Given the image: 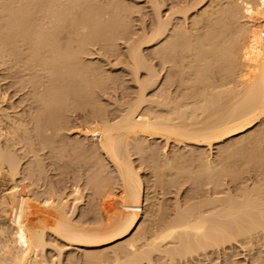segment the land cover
<instances>
[{
	"label": "bare ground",
	"instance_id": "obj_1",
	"mask_svg": "<svg viewBox=\"0 0 264 264\" xmlns=\"http://www.w3.org/2000/svg\"><path fill=\"white\" fill-rule=\"evenodd\" d=\"M110 1L111 0L108 1L109 3L106 1V4L105 3H104L105 5L103 4L105 7H102L103 5L99 6L100 3L102 4V2L99 3V1L97 0H92L93 4L94 2L99 3V4L96 3V7H97L96 8L94 7L95 5L91 3V0H87L86 2H84L83 0H0V61L2 63H5L6 60L8 61L7 63H9L10 61L12 62V64L11 63L9 64L13 66V67L10 66V69H14V68L18 69L17 71L21 77L19 76L18 73H17L18 75L17 74L16 75L17 77L25 81L26 85L24 87V85L19 84L18 80L16 81V83L19 84L20 88H22L21 86H23L24 89H26V86L30 87L29 88L30 90L28 88L27 89L32 94L31 98L33 100V103L36 104L35 105L36 107L34 109L32 108V111L30 112L27 111L28 114H25L27 115L25 117L24 112L26 111L20 112V114L22 113L20 115V114H17L18 112L17 113L16 111L14 112L16 108L14 109L13 106L11 108H9L10 106L2 107L1 105L3 103L5 104L4 100L7 97L5 96L6 95L5 92L0 93V264H40L41 261L44 260V259L42 260L40 259V258H43V254L45 257L44 249L49 245L51 246L50 242L48 245L46 241V235L48 234L56 238L57 241L58 239L60 242L63 241L64 244L66 243L67 246L69 245L74 246V247L77 246L79 248H85L87 250L96 249V248L98 249L101 246H105L113 242H116L118 240H121L123 238H126L129 234L132 233L131 231L136 226L138 227L140 223L142 224V221L140 223L138 221L140 217V212L142 211L141 202H143L142 201V195H143L142 189L143 188H142L141 180L143 179H140L137 173L138 171L136 172L135 167H133L132 165L133 160L131 161L130 155L134 154L132 153L133 151L134 152L139 151L141 149L140 148L141 146L143 147V149H146V147L149 148L151 144L148 142L149 146H146L147 144L146 141H152V140L154 141L156 139H162L165 141V143L172 142L176 145L177 144L186 145V146L187 145H196V146L204 145V146L211 148L213 144H221L225 140L231 139L232 137L234 138L235 136H239L240 134L244 133L246 130H250V128H253L255 125L258 124L260 120H263L264 118V8H263L264 5H262L264 3V0H216V2L215 0L214 1L209 0L208 1L209 4L208 3H207L208 5L205 4L206 5L205 8L201 9L202 12L200 11L199 8H201L204 5L203 4L201 6L204 0H199V1L195 0V3H193L194 0L193 2L191 0L190 2L188 1L189 2L187 3L188 5L184 3L186 7H184V5L181 4L184 8L183 7L181 8V5L179 6V9H181L180 12L183 15V17H181L184 20L183 24L182 22L178 23V21L175 23L172 17L170 16L168 17L169 14L170 15L171 13L173 14V12L171 11L169 12L168 15H166L167 17L166 16L165 18L161 17L159 14V10L161 7L158 8V5L160 4V3L158 4L159 0L157 1L154 0V3H153L154 5H152L151 8L153 12L154 10H156L155 11L156 16L154 13L152 15V17L153 18L155 17L156 20L154 19L155 22L153 21L155 25L153 24L154 25V26L152 25L153 28L151 27V30H150L151 34L148 33L150 34L149 36H147L148 34L144 36L146 33L144 34L145 31H142V33L144 34V35L140 34V36H142V41L137 42V44H135L136 41H139V36H138V40H135L133 45L131 43L130 44L131 47L128 46L129 51L126 49L128 52L126 51L127 58L125 59L127 61L125 60L126 61L125 65L129 67L131 66L129 69H132L130 71H132L133 73L132 76L134 75L133 79L135 78L133 82H136L137 85L136 84L135 85L137 86V90H138V91L136 90L137 93L135 94L137 95L136 97H134L135 99L132 98L134 99V102H132L133 101L132 100L131 101L132 103H129V100H126L128 103L126 102L124 104V107L123 105H121L123 108H120L118 116H116L117 113L115 114L116 117L111 118V115H113L111 114L109 118L108 114L105 115L107 112L100 114L99 112L97 113L96 111H93L96 114V116L94 114V117L96 119L94 117H91V118H94L95 120L94 119L92 120L96 122V123L92 122L93 123L92 129H95L96 132H93L91 136L93 137L94 133L95 134L97 133L96 135L98 139L94 136L97 139V144H94L95 141H93V139L90 138L91 136H89L88 138V140L91 139V141L94 142V143L91 142L92 145L94 144L93 146L91 144L90 145L92 147H95V149L93 148L95 152L93 154H96L92 157L93 160L92 159L90 160L92 162L94 160H97L96 158L100 160V162L97 160L99 162L97 164H99L100 170L97 167L98 165H94V168L95 169L97 168L96 170L101 172V169L103 166V165L102 166L100 165L102 164L101 163L102 158L99 159L101 154L100 155L98 154L99 157H97L98 152L96 153V151L99 150V153L101 152L105 156V159L112 165V168H111L113 170L112 173L113 174L116 173L117 176L115 174L114 175H115V178L118 177L117 179L120 182V188H121V193H122V196H121L122 199L120 198L122 202L121 200H119L120 201L119 204L121 205L119 207L120 208L119 213L115 216V214L111 213V212L113 213L115 212L114 207H112L113 209L111 210L108 207V205H110L111 203L109 199H112L113 194L112 192H110L109 193L110 197H108L107 192L112 186L110 187H107V186L110 183L112 184V182H116V181H113L114 177L111 178L112 182L110 179H109L110 181L108 180V177L109 175L111 177V174H107L108 177H106L105 170L107 169L110 172V168L108 169L107 167L106 169L103 167L104 170L102 169L105 173L103 174L105 175V177L104 176L102 178L100 177L102 176L101 174L102 172L99 173L101 174L100 176L98 175L102 179V181H104V182L101 181L103 186H99L98 184V186L96 187L97 185L96 181L98 180L99 182V177L95 179L96 181L93 180L94 177L96 178L97 176V175L94 176V174L96 173L94 174L92 173L93 179L91 178L92 176L90 177V179L92 180L89 181L88 180L89 178L86 179L91 183L93 181H95L93 183H96V185L94 184L95 186L93 187L95 188V190L93 191L94 192L93 198L94 197L98 198L99 196L98 194L103 195L104 193H107L105 195L108 197V201H109V202L107 201L108 205L105 204L107 206V211L110 210L109 213L115 216L113 218L108 217L111 214L110 215L108 214L107 216L108 212L105 213L107 218H110L111 221L110 219L107 220L105 215L104 216L106 219H104V217L99 216L100 218H103L105 222L103 220L97 219V222L99 223H96L98 224L96 225L94 222L95 228L94 227L89 228L90 225L89 227H87V225L79 224L76 221H75L76 223L73 222L71 219L72 217L71 214L69 213L70 214L69 215L67 212V209L70 207V205L69 207L67 205L69 202L66 203L67 202L66 201L65 203H63L62 199L64 196H62V199H61L60 197L61 194L60 195L53 194L55 192L52 193L50 190L47 189L51 193L44 194L45 195L44 196L42 195L44 192L43 193L41 192L42 193L41 194L39 191L38 197H40V199L37 198L32 193L31 194L33 195V197L31 196H30L31 198L28 197L27 193H29L30 190L27 192V191H23L22 189L18 188L20 187V185L17 184L19 183L16 179L18 178L17 176L20 175L21 173L29 174L32 172L33 174L34 168H36L34 169L36 171H37V168H41L40 166H42L41 164L42 158L39 153H43V152H40V151H44L45 149H48L51 153H55L56 155V151L58 149H52V145H57V143L54 144L53 141L55 140V138L58 137L61 129L64 126H66V124L68 125L67 123L68 118L65 115V113L68 112L70 109L74 111L76 107L78 109L81 106H84V107L89 106L87 105V104H90L89 100H91V98L93 97H94L93 101L96 99L94 94H91L90 88H93L94 86L96 87V85L99 87V85L101 86L102 83L107 84L108 82L110 83L115 80L114 79L115 77L109 78L111 81L110 80L108 81V78L106 79L105 77H103L105 78L103 82V78L102 79L100 78L102 77L101 76L102 74H100V77H99L97 69H94L96 68V66L93 65L92 62L90 63V62H87L88 60L87 61L86 59L84 60L83 59L84 57L82 56L84 54L88 56V53L90 51L88 50L87 52V48H88L87 46L88 45L91 46V44L93 45V43H95V42L92 43V41L99 40L103 44H106L105 42H107V44L109 45L111 43L114 44V42H116V41L113 42L112 39L114 35L117 34L118 32L121 31L122 34L124 35H122L121 32L118 33L117 35L120 34L119 36L121 37L126 36L125 34L127 32H125L124 30L128 28L131 24L127 27H124L125 25H128V24H125L126 22H124L125 21L124 15L127 14L125 9L123 8L124 6L119 4V7H117V4L114 0H112L111 3ZM83 2L84 4L88 3L87 4L88 7L86 6L84 8L85 5L83 4ZM112 2L114 3L115 6L113 5ZM156 2H157V6L155 5ZM80 3H82L84 9L81 7ZM190 3H191V6H189ZM89 4H91L92 6ZM107 4L109 5L107 6L108 8H106ZM110 4H112L114 7L112 5L110 7ZM120 5L122 8H120ZM109 7L111 8V10ZM101 8L103 9L101 10ZM105 8L106 10H108V12L110 10L109 12L110 15L111 14L113 15L110 16L109 13L105 10ZM123 9L125 12L123 11ZM104 10L105 12L103 13L102 11ZM250 10L252 11L250 12ZM172 11L174 12L177 11L178 14L180 13L178 9L177 10L175 9ZM194 11L196 12L200 11V14L198 15L199 12L196 13L197 17L196 15L195 17H191L189 15L191 19L192 18L194 19L193 21L191 20L192 21L191 22L188 20L189 17L188 18H185V17L188 16L187 14L189 12L193 13ZM246 11L250 12L251 15H252V12L257 11L256 15L259 14L260 15L259 19L262 18V23L260 25L261 27L259 26L258 28V26L255 25L256 26L255 28L253 27L254 25L253 26L250 25L251 20L250 22H248L249 20L247 21L248 25H250L251 28L250 26L247 25V23L243 22L244 20L246 22V19L244 17L245 16L247 17V15H249V13L247 15H244L246 14ZM123 12L126 14H124ZM92 13L93 14L95 13L94 16ZM102 13L103 15L105 14L106 19H104L103 15H98ZM242 14L244 15L243 17L244 19L241 18L243 16ZM259 15H257L256 17H258ZM109 16L110 17L115 16V19H113V21L110 20L111 22L108 20L110 24L106 26L103 25V24L109 23L107 22V17ZM248 17L249 19H251L250 15ZM93 18L95 21L93 20ZM177 18L178 16L176 17V19ZM101 19L106 20V22L102 21ZM182 19L180 21H182ZM242 19H243L242 22L246 25H243V23L239 22ZM185 21H189L191 22V24L190 25L188 24V26H186L185 25L186 23L184 24ZM171 22L175 24L171 25ZM122 25H124L123 26L124 28L122 27ZM243 26H246V27L244 28ZM252 27L254 28L253 30L255 29L257 30V31L255 30L256 34L254 32H249V30L251 31ZM118 38L120 37H117L115 40H117ZM161 41H163L162 44H161ZM251 42H253L254 44L252 47H251ZM159 43L160 45L158 46L157 44ZM247 44H249L250 46H248ZM144 45L150 46L151 48L153 45H156L157 49L155 48V46H153V49L155 48L156 50L154 49L153 51L150 48L151 49L150 54L151 56L156 57V59H158L157 61L162 60L163 62L166 59L165 64H167V61L168 63H170L167 65L169 66L167 67L168 70L171 68L174 69V67H176L175 70H173L174 73L173 71H171L172 69L170 70V73L172 72V74H168L169 71L168 73L165 72L166 76L164 75L165 77H163L165 78V80H163L165 82H163L164 83L163 84L161 83L162 82L161 80L159 82L161 84V85L159 84L160 86L158 85V78L160 77L156 73V70H154L153 66H149L151 65L149 62H148L149 65L147 64L146 62L147 60L145 61V58L147 59V57H145L144 54H143L144 56L142 55L143 51L141 49ZM256 45L259 47V48L257 47L259 51L258 49L257 50L255 49ZM245 46L248 47V50H247V47L245 48ZM255 51H257V53L259 52V54L257 55ZM152 52H154L153 55H152ZM244 52L247 53L248 56L246 54V56L242 55L243 57H241V54H245ZM123 56H125V54ZM4 58H6L5 62H3ZM153 60L155 59L153 58ZM174 61H176L177 63ZM160 62L161 61H159L158 63L160 64ZM172 62H174L175 64ZM9 64L7 66H9ZM214 64H217L218 67H215L216 65ZM170 66L172 67L170 68ZM213 66L218 69V73H219L218 78L216 79L213 78L215 77L213 75L215 74ZM167 68H166V71H167ZM10 69L9 71H11ZM211 69L213 70V73L209 74L210 72L209 70ZM142 71H146L145 72L146 76L141 78L140 73ZM154 71L156 74L154 73ZM96 72L98 75L95 74ZM94 74L96 75L95 79H97L96 77L98 76L99 80H94L93 78ZM173 76L174 77L177 76L178 79L176 78L177 79L176 80ZM17 77H11V78H17ZM171 77H173L178 83L175 82V80L172 79ZM190 78H193V79H190ZM96 81L97 83L98 81L99 82L101 81L100 82L101 84L99 83L97 84ZM94 83H96V85ZM173 83L178 84L177 87L180 86L179 87L180 89L183 85L185 89H187L186 87L188 85H193V87L195 86V88L197 87V89L191 88L190 91L188 90L189 93L181 94L182 92L186 93L188 91L182 90L184 89L182 88L181 89L182 92H181L178 88V92L176 93H179V91L181 92L180 94H177L178 96L181 95L180 97H178L174 91L177 89L176 87H175L176 89L174 88L173 90L174 91L173 94H171L172 92L168 90V88L170 89V87L173 86ZM91 85H93V87ZM164 85H166L167 87L169 86V87L167 88ZM158 86L165 87L166 89L163 90L162 88H160L161 89L159 90L160 92L157 91L156 93L155 90H157ZM166 90H167V94H164L165 93L164 91ZM149 91H152L151 93H153L154 91L153 93L154 95L152 96L151 94L150 95L151 97H147L146 95H147V92ZM27 95L30 96L29 94ZM31 98L29 99L30 101L27 100L29 101L30 105L32 103ZM80 101L82 102L83 105L80 103ZM78 102L80 103V106ZM93 103L94 102H92V104ZM96 104L98 103L96 102ZM95 106L98 107V105H95ZM95 106L93 107L95 108ZM84 107H82V109ZM4 108H8L9 110H12L13 108L14 110L9 111L8 109H4ZM91 116H93L92 113H91ZM95 124L96 126H94ZM90 128L91 127L86 128L87 129L86 131L90 130V132H92ZM86 131H85L86 134H84L85 136L87 134L89 135V133H87ZM261 131L264 132V130H261ZM250 132L252 133L251 130ZM255 132L256 131L253 132L254 133L253 135L255 137L251 133L248 135V141L250 142L252 138L249 139V137L253 136L255 142L258 139L256 144H258L259 146L261 145V143L259 142L264 141V137L262 136L264 133L261 132V134H259L260 136L259 137L257 133H259L260 131L256 133ZM261 136L263 137L262 138L263 140H261ZM252 140L251 142L254 141ZM238 141H242V140H238ZM243 141L245 140L243 139ZM78 142L80 144V141ZM78 142L77 141L74 142L76 144H73V145H71L73 142L72 143L70 142V147H74L76 145L78 146L77 148L80 149L82 145L80 146ZM87 142H90V141H87ZM249 142L247 143V147L250 146L248 145ZM144 143L146 147H144ZM239 143L237 142L235 144H238L239 146H241V143L240 144ZM245 143L244 145H246ZM68 145L69 143L65 144V143H61L60 141L58 148L62 151L63 149L67 148ZM84 145L85 144H83L84 148L81 147L83 148L82 151L91 153L90 147H88L89 149H86L87 147H85ZM253 146L255 147V145ZM151 147L152 148L154 147L153 148L154 150L152 148H149L148 150L149 151L153 150L152 152H154L157 148L154 146V144H152ZM256 148L258 147L256 146ZM244 149L248 150V148H244ZM148 150L146 149L147 152ZM263 150H264V147H263ZM234 151H232V153H235ZM237 151H238V148H237ZM177 152L176 153L173 152L174 158ZM189 152H192V151H189ZM230 152L231 151H229V153ZM58 153H59V150H58ZM138 153L140 154V151ZM200 153L201 152L196 153L193 158L201 162L199 165L198 164L199 162H197L196 160L193 161L195 163L197 162L196 164L199 165L198 167L196 166L198 170H195L194 168V171L193 170L191 171L190 169L185 168L186 170H190V171H186L184 170V167H183V170H181L182 167L178 165L179 163L178 164L176 163V164L180 168L179 169L178 167L175 168L176 166V164L174 165V163L176 162L174 161L175 159L171 157H170L171 159L168 158L166 162H169V163L171 162L170 164L168 163V165L170 166V167L168 166L169 170L171 169L172 171L171 167L174 165L173 169H175L174 170L175 174L178 172L177 174L180 175V177H178V175L173 174L175 175V178H173L172 176L171 182H174V181L176 182V180L174 179H176L177 177L178 179L182 178L184 176L183 173L185 174L188 173L189 175L191 174L194 180L192 179L190 180L193 181L194 183V181L199 178H200L199 180L201 179L204 180L206 178L208 179V176L209 178H212V176L213 177L216 176V175H213L216 172L218 173V174L216 173L218 176L224 173L223 170L227 171L229 167L227 160L224 159L225 161H221L218 158L219 156L218 157L216 156L217 160H213V161L212 159L205 160L206 157L204 159L202 158L204 157V154L202 153L203 154L202 156ZM248 153L250 152H247L246 154L248 155ZM199 154L201 155V157H199L200 156ZM246 154L244 155L245 157H247ZM254 154L253 156L256 155ZM103 155L101 157H103ZM140 155H142V153ZM140 155L139 157L141 159ZM185 155L184 157L186 158ZM196 155L199 157V159H197L198 157ZM234 155L238 156L237 153H235ZM260 155H264V153ZM20 156L30 157L32 160L29 159L31 162L29 161L28 163H26L25 166L22 167L20 164V160H21ZM177 156L182 158L178 154ZM242 158L244 161V157ZM213 159H215V157ZM106 160H103V161L105 162ZM155 161H159V160L156 159ZM188 162H191V161L189 160ZM153 163H156V162H153ZM109 165L106 164L105 166L109 167ZM254 165H256V163L253 164V167L251 166L253 169H254ZM165 167L167 168V164L165 165ZM50 168H51V165H50ZM259 168L261 169L260 166ZM260 169L259 171H257V173L261 171ZM39 170L40 169H38V171ZM96 170H93V171L96 172ZM169 170L167 171L168 173H169ZM228 170H230V168ZM38 171H37V174H38ZM160 171L158 173H160V176H161V173L163 172V170L162 172ZM154 172L156 171L154 170ZM234 172H238V171H234ZM43 173L44 171L40 174H43ZM45 174H43V177ZM163 174L164 173H162L161 179L159 178L158 180H154V181L161 180L163 182L164 180H162V178L165 179L163 177ZM189 175L186 174L185 177ZM205 175L207 176L206 178H205ZM160 176L158 175L156 178ZM190 176L189 178H191ZM202 176L204 179L202 178ZM41 177H39L38 179L40 180ZM166 177H169V176H166ZM38 179H36V181H39ZM105 179H107L109 183ZM212 180L215 181L217 179L216 178L211 179V181ZM105 181L106 183H108V185L105 183ZM198 181H196V183ZM201 182L202 181H200V183ZM37 183L38 182H36V184ZM91 183H89V186L87 183H86L87 185L86 184L85 185L91 189L92 188L91 187L92 185H90ZM257 183L259 184L260 181ZM261 183H262V180H261ZM39 184L41 183L39 182ZM104 184H106L107 186L106 185L104 186ZM208 184H210V182ZM261 185L253 187V188L249 186L250 188L248 189V191H244L240 189V191H244V192L243 193L240 192L239 193L240 195H238L236 192L235 194L236 196L234 195L231 196V194H229L224 200L222 199L219 200L220 197L217 199H213L214 197L213 194L211 195L212 196L211 198L213 200H210L208 198L206 201H203V202L199 201V203H196V204L190 201L189 199L188 202L190 203H187V204H190V205H188L185 208L181 207L182 209L180 208V206L176 207V210H178L177 213L174 211L176 213V216L174 215L175 213L173 212L174 213L173 215L175 218H171L172 220H168L169 222L166 221L163 223L162 221L161 223L162 225L158 226L156 230H153L155 229V226L153 224L154 227L153 226L150 227L152 232L149 233L148 231L149 228L147 230L144 229L146 231L140 232V235L138 236V234L136 233L134 229L135 235L137 234L136 239H134L135 238L134 236L133 240L131 241L129 240L130 242L127 241L128 243H125L126 245L123 244L124 247L122 245L119 246L120 251H119V247L115 248V253L119 252V254H115V255L113 254L114 257H112L113 258L112 259L111 258L112 253H110L109 257L112 259L111 262L108 261V259L104 257L105 253L103 252V249L102 250L98 249L100 252V253L98 252V254L96 253L98 250L96 252L94 251L93 253H95V255L91 253L92 251L91 252L88 251L90 254L84 253V255H82L83 258L81 259V261L80 260L79 261L84 264H140V262L142 263L143 261L144 263L147 262L148 264H152V260L154 259L153 256H156L157 258L156 257L155 258L158 259L160 262L162 259H164L166 263L167 261L172 263V261H175L174 260L175 258H177V260L178 259L181 260L182 258L183 260L184 258H186V256L189 257L190 255H193V253H197V252L205 253L207 249L209 248L214 249V247L216 249V246H219L222 243L229 241L231 239H234L236 237H239V236H242V238L243 236H246V237L248 236V238H250L252 237L253 234H258V232L264 233V186L262 185L263 186L262 187ZM35 186L36 185H34V187ZM213 186L215 187L214 184ZM75 187L78 190L79 187L78 186H75ZM75 187H73V189H75ZM213 189L215 190V188ZM218 189L219 188H217L216 191H219ZM110 190L112 191V189ZM75 191L74 190L71 191V194L74 193ZM230 191L232 190L230 189ZM23 192L25 193L27 192V193L25 194ZM76 193L77 192L73 194V198H74V195L80 196L81 190L79 194L78 193L76 194ZM39 194L41 195L39 196ZM95 194H97V196H95ZM111 194H112V197H111ZM217 194L222 195L223 193L218 192ZM223 195H225V193ZM41 196L45 198V199L42 198V200L44 199L43 201H41ZM80 198L81 197H78L77 200ZM99 198L102 201L107 200V198H105L106 200L103 197L102 199L101 197ZM77 200L74 198L73 201L78 202L79 200L78 201ZM191 202L193 203L192 205H191ZM117 204L118 203L116 202V207H117ZM106 206H104V208H106ZM111 206L112 205H110V207ZM66 207L68 208L66 209ZM159 208L160 207L158 206V209ZM145 221L148 222V220H145ZM144 226L145 225L143 224V227ZM144 230H141V231H144ZM145 233H148L149 236L148 234L145 235ZM246 237L243 238L244 241ZM52 245H57V244H52ZM54 247L52 248V250L54 249ZM47 248L50 249V247H47ZM56 251H58V249ZM101 251L103 252L102 257L99 255L102 253ZM59 253L61 252L59 251L56 255H59V257H61L62 255L60 256ZM113 253H114V250H113ZM105 256H108V255L105 254ZM37 257L41 261H39ZM59 257L57 258L59 259ZM67 257L70 258V254L69 256L67 255ZM79 257H81V255H79ZM103 257L108 262L104 263ZM69 258L67 259V261L68 263H71L69 261L72 260V257L70 258V260ZM76 258L78 261V257ZM76 258H73V260H76ZM110 258L109 260H111ZM44 261L46 262L48 260L45 259ZM44 261H42L41 264H45ZM77 261L75 262L72 261V262L75 264L77 263ZM58 263L61 264L60 259ZM232 263L233 262H231V264ZM157 264H159V262Z\"/></svg>",
	"mask_w": 264,
	"mask_h": 264
},
{
	"label": "rangeland",
	"instance_id": "obj_2",
	"mask_svg": "<svg viewBox=\"0 0 264 264\" xmlns=\"http://www.w3.org/2000/svg\"><path fill=\"white\" fill-rule=\"evenodd\" d=\"M84 2H86L85 0H83ZM97 1H99V3L100 2H102V4L100 3V5L99 6H102L104 3L106 4V1L108 2L109 0H97ZM112 1V0H111ZM111 1H110V3H111ZM115 2H116V4H117V7H119V4H121L122 6H124L123 8L125 9V11H126V13L128 14H126V13H124L125 11H124V9H123V13L124 14H126V15H124V17H125V21L124 22H126L125 24H128V25H122V27L124 26V27H127V26H129L130 24V26L128 27V28H126L124 31L125 32H127L125 35L126 36H119V35H117L118 33H120V32H118L117 34H115L114 35V37H113V39H112V41L114 42V41H116V42H114V44H109L110 45V47H109V45L107 44V42H105L106 44H103L101 41H99V40H95V41H92V43L93 42H95V43H93V45L91 44V46L90 45H88L87 47V52H88V50L90 51L89 53H88V56L86 55V54H84V55H82L84 58V60L86 59V61L87 62H92L93 63V65H95L96 66V68H94V69H97V71H98V74H99V77H100V74H102L101 76L102 77H100L101 79L103 78V77H105L106 79L108 78V81L110 80L109 78H114V79H112V80H114L113 82H108L107 84L106 83H102V85L100 86L99 85V87L96 85V83H97V81H96V83H94L95 85H96V87L94 88L93 87V85H91L93 88H90L91 89V94H94V96L96 97V102L98 103V104H96V102H95V100L93 101V99H94V97L93 98H91V100H89V102H90V104H87V105H89V106H81V107H79L78 109H77V107H76V109H74L75 108V106H74V111L72 110V109H70L68 112H66L65 113V115L67 116V118H68V121H67V123H68V125L66 124V126H64L62 129H61V131H60V133H59V135H58V137L57 138H55V140L53 141V143L54 144H56L57 143V145H52V149H58L59 150V153H58V150L56 151V155H55V153H51L48 149H45L44 151H40V152H43V153H39L40 154V156H41V158H42V166L44 167H42V166H40L41 168H37V171H38V169H40L39 171H40V173H42L43 171H44V173L43 174H45L46 172V176L44 175V177H43V174H40L39 173V171H38V174H37V171L36 170H34V169H36V168H34L33 169V174H32V172L31 173H21L20 175H18L17 177L18 178H16L17 179V181L19 182V183H17L18 185H20V187H18V188H20V189H22L23 191H29L30 190V194L29 193H27V196L28 197H33V195H35L37 198H39L40 199V197H38V193H39V191H40V193L42 192H44L42 195H44V194H47V193H53V192H55V193H53V194H56V195H60L61 194V199H62V196H66L65 198L67 199H65L64 197H63V199L65 200H63L62 199V202L63 203H65L66 201V203H68L67 205H68V207H69V205H70V209L68 208V207H66V209H67V212H68V214L70 213L71 214V219H72V221L73 222H77V223H79V224H82V225H87V227H89V225H90V227L89 228H91V227H94L95 228V225H94V222H95V224L96 223H99V222H97V219H100V220H103L104 222H105V220L104 219H106L107 218V216H108V214L110 215L111 213L112 214H115V216L119 213V211H120V204H119V200H121L122 199V193H121V188H120V182H119V180L117 179V178H115V175H116V173H112L113 172V170L111 169L112 168V165L105 159V156L100 152L99 153V150L98 151H96V153H97V157H99L98 156V154L100 155L101 154V156L103 155V157H99V159H101L102 158V160H101V163L102 164H100L101 166H102V169L104 170V168L106 169V167L109 169L110 168V172H109V170H105V173H104V171L101 169V172L100 171H97L95 168H94V165H98L97 167H98V169H99V164H97V163H99L100 162V160H98V158H96L97 160H94L93 162L90 160V159H92L93 160V156L94 155H96V154H93V153H95L94 152V150H93V148L95 149V147H92L94 144H97V139H98V137H97V133L95 134L94 133V135H93V137L96 139H94L91 135H92V133L93 132H96L95 131V129H92L93 128V123L92 122H94V123H96L95 121H93L92 119H94L95 117H94V114H95V112H93V111H96L97 113L99 112L100 114L101 113H106L105 115H107L108 114V117L110 118V115L111 114H113V115H111V118H113V117H116V116H118L119 115V110H120V108H123L124 107V104L127 102L126 100H129V103H132V102H134V97H136V95L137 94H135V93H137V84H136V82H133L134 81V79H133V76H132V71H130V70H132V69H129L130 67L129 66H127V65H125V62L127 61L125 58H127V52L129 51V47H131V43H132V45H133V43L135 42V40H138V36H139V41H136V43L135 44H137V42H140V41H142V36H140V34L142 35L143 33H142V31H145L144 32V36H146L148 33H150V30H151V27L153 28V26L155 25V21H154V19L156 20V18L154 17H152V15H153V13L155 14V16H156V13H155V11L156 10H154V12H153V10H152V5H154L153 3H154V0H153V2H152V0L150 1V0H114ZM113 1V2H114ZM157 1V0H156ZM191 1V0H159V2H158V8L159 7H161L160 8V10H159V14H160V16L161 17H164L165 18V16L166 15H168L169 14V12L171 11V12H173V14L171 13V15L169 14L168 15V17L170 16V17H172V19H174L173 21L176 23L177 21H178V23L180 22H182V24H183V19L181 18V17H183V15L181 14V9H179V6L182 4V5H184V7H186L185 6V4L184 3H189V2ZM197 1V0H196ZM199 1V0H198ZM208 1L209 0H204V2L201 4V8H199L200 9V11L202 12V8H205V4H207L208 3ZM212 1V0H211ZM214 1V0H213ZM81 2V1H80ZM84 2H83V4H84ZM112 2V3H113ZM117 2H119V3H117ZM122 2V3H121ZM152 2V3H151ZM182 2V3H181ZM192 2H193V0H192ZM215 2H216V0H215ZM91 3H92V0H91ZM96 3H98V2H96ZM96 3L94 2V4L93 5H95L94 7H96ZM98 3V4H99ZM109 3V2H108ZM193 3H195V0H194V2ZM192 3V4H193ZM81 4V7L83 8V5H82V3H80ZM87 4L88 3H86V4H84L85 6H84V8L87 6ZM98 4H97V6H98ZM104 4V5H105ZM209 4V3H208ZM207 4V5H208ZM89 5H91V4H89ZM102 6V7H105V6ZM111 5L112 4H110V7H111ZM113 5H114V3H113ZM112 5V6H113ZM121 5H120V8H122L121 7ZM156 6H157V2H156V4H155ZM161 5V6H160ZM181 5V8L183 7ZM188 5V4H187ZM262 5H264V3L262 4ZM92 6V5H91ZM107 6H109L108 4L106 5V8H108ZM115 6V5H114ZM113 6V7H114ZM156 6H154V7H156ZM189 6H191V3L189 4ZM189 6H187V7H189ZM88 7V6H87ZM109 7V8H110ZM183 7V8H184ZM83 8V9H84ZM97 8V7H96ZM106 8H105V10H106ZM263 8H264V6H263ZM100 9V8H99ZM103 8H101V10H102ZM155 9V8H154ZM177 10L178 9V11L180 12L179 14H178V12L176 11V12H174V11H172V10ZM198 9V10H199ZM105 10L104 11H102L103 13L105 12ZM110 10H111V8H110ZM110 10H109V12H110ZM107 12H108V10H106ZM122 11V10H121ZM128 11V12H127ZM200 11H198V12H196V11H194L193 13H188L187 15L188 16H186L185 18H188V20L189 21H193L194 19L192 18H190V16L191 17H195V15H196V17H197V14L196 13H198V15L200 14ZM252 10H250V12H251ZM106 12V13H107ZM108 12V13H109ZM250 12H247L246 11V14H244V15H247L248 13H249V15H250V18L251 19H249V15H247V17L245 16L244 17V15L241 17V18H245L246 19V22H245V20L243 21V19L242 20H240L239 22L240 23H247V21L248 22H250V20H251V22H250V25H254L253 27H255L256 28V26H258V28H259V26L261 25V23H262V18L261 19H259V17H260V15L259 14H257V15H259L258 17H256L257 15H256V13H257V11L256 12H252V15H251V13ZM103 13L102 14H98V15H103ZM195 13V14H194ZM93 14V13H92ZM95 14V13H94ZM94 14H93V16H94ZM177 14V15H176ZM254 14V15H253ZM106 15H108V14H106ZM109 15H110V13H109ZM111 15H113V14H111ZM110 15V16H111ZM174 15V16H173ZM180 15V16H179ZM182 15V16H181ZM190 15V16H189ZM193 15V16H192ZM92 16V15H91ZM104 16V19H106V16H105V14L103 15ZM109 16V17H110ZM126 16H128V17H126ZM178 16V20L176 19V17ZM102 17V16H101ZM107 17V22H109L110 20H112L113 21V19H115V16H113V17ZM123 17V18H124ZM167 17V16H166ZM103 18V17H102ZM109 18V19H108ZM112 18V19H111ZM153 18V19H152ZM240 18V19H241ZM253 18H255V19H253ZM257 18V19H256ZM99 19H100V17H99ZM102 20V21H105L106 22V20ZM182 19V21H180ZM259 19V20H258ZM93 20H94V18H93ZM109 20V21H108ZM185 20H187V19H185ZM95 21V20H94ZM98 21H100V20H98ZM154 21V22H153ZM189 21H185L184 22V24L186 25V26H188V24L190 25L191 24V22H189ZM243 21V22H242ZM96 22H97V20H96ZM104 22V23H105ZM111 22V21H110ZM110 22L109 23H107V24H103V25H108V24H110ZM122 22H123V20H122ZM153 22V23H152ZM175 23H173V22H171V25L172 24H175ZM243 23V25H246V24H244ZM154 24V25H153ZM153 25V26H152ZM247 25H248V23H247ZM250 25H248V26H250ZM256 25V26H255ZM247 26V27H248ZM244 28L246 27V26H243ZM252 27V29H251V31L249 30V32H254L255 34H256V32H255V30H253L254 28ZM261 27V26H260ZM130 28V29H129ZM155 28V27H154ZM249 28V27H248ZM250 28H251V26H250ZM249 28V29H250ZM144 29H146V30H144ZM122 30V31H123ZM130 30V31H129ZM140 30V31H139ZM153 30V29H152ZM147 31V32H146ZM257 31V30H256ZM259 31V30H258ZM124 33V32H123ZM121 34H122V32H121ZM130 34V35H129ZM151 34V33H150ZM150 34H148L147 36H149ZM258 34V33H257ZM117 35V36H116ZM122 35H124V34H122ZM117 37H120V38H118L117 40H115ZM129 37V38H128ZM123 38V39H122ZM140 38H141V40H140ZM127 40V41H126ZM111 41V42H112ZM164 41V40H163ZM163 41H161V44H162V42ZM91 43V42H90ZM108 43H110V42H108ZM134 44V45H135ZM250 44V43H249ZM249 44H247L248 46H250ZM158 46L160 45V43L159 44H157ZM254 44H253V42H251V47L253 46ZM112 46V47H111ZM115 46V47H114ZM129 46V47H128ZM145 46V45H144ZM142 47V51H143V53H142V55L144 54L145 55V57H147V59L145 58V61L147 62V64L149 65V63L151 64V65H149V66H153L154 67V70H156V73L158 74V76L161 78H158V85L160 84L159 82L162 80V82L161 83H163V82H165V81H163V80H165V78H163V77H165L166 76V73H168V71H169V73L168 74H172V72L170 73V70L171 71H173V70H175V68L176 67H174V69L173 68H171L172 66H173V64H172V66H170V68L171 69H169L168 70V68L167 67H169V66H167L168 64H170V63H168V61H167V64H165V60L162 62V60H159V61H161L160 62V64L158 63L159 61H157L158 59H156V57H153V56H151V54H150V52H151V49L154 51V49L156 48L157 49V47H156V45H153V46H155V48L153 49V46H152V48L150 47V46H145V47ZM247 46H245V48H246ZM258 46L256 45V50L259 48H257ZM90 48V49H89ZM107 48V49H106ZM151 48V49H150ZM128 51H127V50ZM155 49V50H156ZM247 50H248V47H247ZM247 50H246V52H247ZM112 51V52H111ZM115 51V52H114ZM117 51V52H116ZM127 51V52H126ZM258 51H259V49H258ZM149 52V53H148ZM153 53L154 52H152V55H153ZM243 53V52H242ZM245 53V52H244ZM255 53L258 55L259 54V52L257 53V51H255ZM125 54V56H123ZM146 54H147V56H146ZM246 54L247 53H245V54H241V57H243L242 55H244V56H246ZM143 55V56H144ZM86 56V57H85ZM247 56H248V54H247ZM149 57V58H148ZM257 57V56H256ZM152 60H151V59ZM153 58L155 59V60H153ZM5 60H6V58H4L3 59V62H5ZM90 60V61H89ZM126 60V61H125ZM149 60V61H148ZM8 61L6 60V62L5 63H2L1 61H0V63H1V65H0V90H1V92L0 93H4L5 92V96L7 97V98H5V100H4V102H5V104L3 103L1 106L2 107H9V108H11L12 106L14 107V109L16 108V110H14L13 108H12V110H9L8 108H4V109H8L9 111H13L14 110V112L16 111V113L17 114H20V112H24V111H28V112H30V111H32V108L34 109L36 106V104H34L33 103V100H32V94H31V92L29 91L30 89V87H28V86H26V89H24L23 88V86H21L22 88H20V86H19V84H21V85H24V87H25V85H26V83H25V81H23L21 78H19V77H17V75L19 74L18 73V69L16 68H14V69H10V66L11 67H13L11 64H12V62H10L9 61V63H11V64H9V63H7ZM149 62V63H148ZM170 62V61H169ZM174 62H176V61H174ZM174 62H172V63H174ZM6 63H7V65L9 64V66H7L6 65ZM89 63V64H90ZM177 63V62H176ZM127 64V63H126ZM165 64V65H164ZM175 64V63H174ZM4 65V66H3ZM14 65V64H13ZM92 65V64H91ZM92 65V66H93ZM129 65V64H128ZM162 65H164V66H162ZM214 65H216L215 67H218V65L217 64H214ZM91 66V67H92ZM214 67V66H213ZM213 68L214 69V72H215V74H213L215 77H213L212 75V77L214 78V79H216V78H218V75H219V73H218V69L217 68ZM166 68H167V71H166ZM9 69L11 70V71H9ZM217 69V70H216ZM13 70H15V71H17V72H15V71H13ZM212 70V69H211ZM211 70H209L208 72H209V74H212L213 73V70L211 71ZM8 71V72H7ZM94 72V71H93ZM143 72V73H142ZM141 73H140V76H141V78L142 77H144V76H146L145 75V72L146 71H142ZM166 72V73H165ZM175 72H177V71H175ZM18 73V74H17ZM154 73H155V71H154ZM155 73V74H156ZM173 73H174V71H173ZM17 74V75H16ZM96 75H98L97 74V72L95 73ZM94 74V76H93V78H94V80H99V78H98V76L96 77L97 79H95V75ZM142 74V75H141ZM167 74V75H168ZM9 77H8V76ZM165 75V76H164ZM19 76H20V74H19ZM11 77H17V78H11ZM21 77V76H20ZM174 77V76H173ZM173 77H171L172 79H176L177 78V76H175L174 78ZM105 78H103V82H104V79ZM14 79H16V80H14ZM171 79V80H172ZM174 79V80H175ZM178 79V78H177ZM176 79V80H177ZM190 79H193V78H190ZM18 80V82H19V84H17L16 83V81ZM20 80H21V82H20ZM173 80V81H174ZM175 80V82H177ZM189 80V79H188ZM187 80V81H188ZM24 83H23V82ZM111 81V80H110ZM191 81V80H190ZM94 82V81H93ZM93 82H92V84H93ZM101 82V81H100ZM99 81H98V83L99 84H101ZM107 82V81H106ZM193 82V81H192ZM97 83V84H98ZM178 83V82H177ZM136 84V85H135ZM164 84V83H163ZM176 86H175V85ZM184 84H185V82H184ZM188 84H190V83H188ZM188 84H186V85H188ZM192 84V83H191ZM161 85V84H160ZM159 85V86H160ZM167 85V84H166ZM166 85H164V86H166ZM169 85V84H168ZM186 85H185V87H186ZM158 86V87H159ZM170 86H171V84H170ZM178 86V84H176V83H173V86H171L170 87V89L168 88V90L169 91H171V92H169V93H171V94H173V92L175 91V93L176 92H178V88L180 87H177ZM182 86V85H181ZM189 86H191V87H189ZM98 87V88H97ZM157 87V90H155V92L157 93V91H159V90H161L160 88H162L163 90L164 89H166L165 87H159L158 88ZM177 89H176V88ZM29 90H28V89ZM100 88V89H99ZM103 90H102V89ZM174 88L176 89V90H174ZM182 88H184V85L181 87V89ZM187 89H182V90H191V88L192 89H197V87L195 88V86L193 87V85H188L187 87H186ZM190 88V89H189ZM93 89V90H92ZM180 88H179V90L182 92V90H181ZM27 90V91H26ZM102 90V91H101ZM137 90V91H136ZM174 90V91H173ZM94 91V92H93ZM179 91V93H176V95L177 94H180L181 92ZM189 91L188 92H182L181 94H187V93H189ZM26 92V93H25ZM93 92V93H92ZM152 91H149V92H147V97H151L150 95L152 94V96L154 95L153 93H154V91H153V93H151ZM160 92V91H159ZM165 93L164 94H167V90L166 91H164ZM97 95H96V94ZM25 94V95H24ZM27 94H29L30 96H28ZM26 96V97H25ZM178 96V95H177ZM181 96V95H180ZM180 96H178V97H180ZM183 96V95H182ZM31 98V105H30V103H29V99ZM92 97V96H91ZM28 98V99H27ZM132 98H134V99H132ZM131 99V100H130ZM27 100H29V101H27ZM133 100V101H132ZM9 101V102H8ZM24 101V102H23ZM125 101V102H124ZM132 101V102H131ZM88 102V103H89ZM92 102H94L93 104H92ZM79 103V102H78ZM80 103L82 104V102L80 101ZM80 103H79V106H80ZM128 103V102H127ZM13 104V105H12ZM29 104V105H28ZM75 104V103H74ZM83 105V104H82ZM95 106V105H98V107L97 106H95V108L93 107V106ZM121 105H123V107L121 106ZM30 106H32V107H30ZM119 106V107H118ZM30 107V108H29ZM82 107H84L83 109H82ZM89 107H91V108H89ZM101 107V108H100ZM81 108V109H80ZM98 108V109H97ZM100 108V109H99ZM103 108V109H102ZM82 110V111H80V110ZM85 109V110H84ZM95 109V110H94ZM102 109V110H101ZM105 109H106V111H105ZM71 110H72V112H71ZM76 110V111H75ZM84 110V111H83ZM100 110V111H99ZM105 112H104V111ZM114 110H115V112H114ZM118 110V111H117ZM103 111V112H102ZM114 112V113H112V112ZM117 111V112H116ZM26 112H24V116L26 117L27 115H25V114H28V112L26 113ZM91 113H92V115L93 116H91ZM117 113V114H116ZM22 114V113H21ZM20 114V115H21ZM115 114H116V116H115ZM89 116H90V118H89ZM95 116H96V114H95ZM91 117H94V118H91ZM88 118V119H87ZM96 119V118H95ZM94 119V120H95ZM259 122H260V124H259ZM258 122V124L257 125H255L253 128H250V130L252 131V133L250 132V130H246L244 133H242V134H240L239 136H235L234 138L232 137L231 139H228V140H225L223 143H221V144H213L212 146H211V148H209V147H207V146H199V145H179V144H174V143H172V142H169V143H165V141L164 140H162V139H156V140H152V141H146L147 142V144H146V146H149V143L152 145V144H154V146L155 147H157L156 148V152L154 153V152H152L154 149V147L152 148L151 147V145H150V147L149 148H152L153 150L151 151H149L148 149L149 148H147L146 146H145V143H144V147H146V149L148 150V152L146 151V149H143V147L141 146L140 148V154L142 153V155H140L138 152L139 151H136V152H132L131 150V152L132 153H134V154H132V155H130L131 156V161H132V165H133V167H135V169H136V172L138 173V175H139V177H140V179H143V180H141V182H142V201L143 202H141V205H142V211L140 212V217H139V223L142 221V224L140 223L139 225H140V227H139V225H138V227L136 226L134 229H135V231H136V233L138 234V236L140 235V232H145L148 228V231H149V233L150 232H152V230H151V228L150 227H152L153 226V224H154V226H155V229H153V230H156V228L158 227V226H160V225H162L161 223H162V221H163V223L164 222H166V221H168V220H172L171 218H175L174 217V215L176 216V213H177V211L178 210H176V207H178V206H180V208L182 207V208H185V207H187L188 205H190V204H187V203H190V202H188L189 201V199H190V201H192L193 203H199V201L200 202H203V201H206L208 198L210 199V200H213V199H217V198H219V200L220 199H222V200H224V199H226V197L229 195V194H231V196H236L235 194H236V192H237V194L238 195H240L239 193L241 192V193H243L244 191H248V189L250 188V187H256V186H260L261 184L264 186V155H260V154H263L264 153V150H263V147H264V141H261V142H259V143H261V145H259L258 146V144H256L257 143V140H256V142H255V140H254V131H256V132H258V131H260L259 133H257L258 134V136H259V134H261V132H263V131H261V130H264V118H263V120H260ZM89 123V124H88ZM98 123V122H97ZM85 124V125H84ZM87 124H88V126H87ZM94 126H96V124L94 125ZM70 127V128H69ZM88 127H91L90 129H91V131L92 132H90V130H88V131H86L87 129L86 128H88ZM84 128V129H83ZM261 128V129H260ZM81 129V130H80ZM87 132V133H89V135L87 134L86 136L84 135V134H86L85 133V131ZM255 132V133H256ZM252 134L253 136H250L249 137V139L250 138H252L251 140L253 141V142H251V140H250V142L248 141V135L249 134ZM264 133V132H263ZM257 134H256V136H257ZM89 136H91L90 138L91 139H93V141H95V143L93 142V141H91V139H89L88 140V138H89ZM244 136V137H243ZM263 137H264V134L262 135ZM261 136V140H263L262 137ZM85 137V138H84ZM242 137V138H241ZM260 137V136H259ZM259 137H257V138H259ZM65 138V139H64ZM86 138H87V140H86ZM236 138V139H235ZM78 142V141H80V144H79V142H78V144L81 146V147H83V144H85L84 146L85 147H87L86 149H89L88 147H90V151H91V153H89V152H86V151H82V149L84 148H81L80 146V149L79 148H77L78 146H74V147H70V142L72 143L71 145H73V144H76V143H74V142H76L75 140ZM83 139V140H82ZM243 139L245 140V141H243ZM246 139H247V141H246ZM233 140V141H232ZM238 140H242V141H238ZM60 141H61V143H65V144H68L69 143V145H68V147L67 148H65V149H63L62 151L58 148V146H59V144H60ZM86 141H90V142H84ZM58 142H59V144H58ZM81 142H82V144H81ZM91 142L92 143H94L93 145L91 144ZM149 142V143H148ZM153 142V143H152ZM155 142V143H154ZM241 143V146H239L238 144H235V143ZM246 142V143H245ZM249 142V144L248 145H250V146H248L247 147V143ZM255 142V143H254ZM229 143V144H228ZM232 143H234V144H232ZM239 143V144H240ZM244 143L246 144V145H244ZM254 143V144H253ZM77 144V145H78ZM92 146H91V145ZM172 144H174V145H172ZM226 144H228V145H226ZM88 145H90V146H88ZM143 145V144H142ZM172 145V146H171ZM222 145V146H221ZM225 145H226V147H225ZM229 145H231V146H229ZM253 145H255V147L253 146ZM96 146V145H95ZM175 146V147H174ZM177 146V147H176ZM184 146H186V147H184ZM190 148H189V147ZM225 148H224V147ZM256 146L258 147V148H256ZM56 147V148H55ZM97 147V146H96ZM161 147V148H160ZM204 147V148H203ZM219 147V148H218ZM229 147V148H228ZM232 147H233V149H232ZM260 147H262V148H260ZM73 148V149H72ZM78 150H77V149ZM160 148V149H159ZM174 148V149H173ZM222 148V149H221ZM226 148H227V150H226ZM237 148H238V151H239V153H238V151H237ZM241 150H243V151H241ZM244 148H248V150L247 149H244ZM250 148V149H249ZM261 150H260V149ZM75 149V150H74ZM92 149V150H91ZM143 149V150H142ZM164 149V150H163ZM205 149V150H204ZM259 149V150H258ZM82 152H81V151ZM97 150V149H96ZM179 150V151H178ZM192 151V152H189V151ZM199 150V151H198ZM222 150V151H221ZM235 150V151H234ZM252 150V151H251ZM256 150V151H255ZM143 151V152H142ZM159 151V152H158ZM178 151V152H177ZM220 151H221V153H220ZM229 151H231L230 153H229ZM232 151H234L235 153H237L238 154V156L237 155H234L235 153H232ZM246 151V152H245ZM262 151V152H261ZM48 152V153H47ZM61 152V153H60ZM73 154H72V153ZM77 152H78V154H77ZM152 152V153H151ZM173 152L174 153H176L177 152V154L178 155H182L181 157L182 158H180V157H178L177 156V154H176V156L179 158H177L176 156H175V158L173 157ZM189 152V153H188ZM195 152V153H194ZM199 152H201L200 154L203 156V154H204V157H202L203 159L206 157V159L205 160H209V159H212V161L213 160H217V158H216V156L219 158V160H221V161H225V160H227V162H228V164H229V167H228V169L230 168V170H228L227 169V171H225V170H223L224 171V173H222V174H220V175H218V176H220V177H218L217 176V174L216 173H214L213 175H216V176H212V178H209V176H208V179L206 178L207 176L205 175V178L206 179H204L203 178V176H202V178L204 179V180H199V179H197V180H195L194 181V183H193V181H191L190 179H192V180H194L193 179V177H192V175L190 176L188 173H186L187 175H189L191 178H189V176H187V177H185L186 176V174L185 173H183L184 174V176H183V174H182V176L184 177H182V178H179L178 179V177H180V175L179 174H175V172H174V170L175 169H173L174 167V165L177 163H179L178 165L180 166V167H182L181 168V170H183V167H184V170H186L185 168H187V169H190L191 171L193 170L194 171V168H195V170H198V168H196V166L198 167L199 165H200V163L201 162H199V160H196V159H193L194 158V156H195V154L196 153H199ZM243 152H245V153H243ZM247 152H250V153H248V155L250 156H248L246 153ZM252 152V153H251ZM256 154V155H258V156H256L254 153ZM82 153H83V155H82ZM136 153H138V154H136ZM160 153H162V154H160ZM185 153H186V155H185ZM203 153V154H202ZM209 153V154H208ZM227 153V154H226ZM242 153V154H241ZM259 153V154H258ZM70 154V155H69ZM72 154V155H71ZM76 154V155H75ZM86 154V155H85ZM91 154H93V155H91ZM131 154V153H130ZM136 154V155H135ZM146 154V155H145ZM151 154H152V156H151ZM157 154V155H156ZM167 154V155H166ZM192 154V155H191ZM194 154V155H193ZM199 154V155H200ZM233 154V155H232ZM241 154V155H240ZM246 154V156L248 157H245L244 155ZM253 154L256 156V157H258V158H256L255 156H253ZM74 155V156H73ZM139 155L141 156V159H140V157H139ZM145 157H144V156ZM162 155V156H161ZM175 155V154H174ZM184 155L186 156V158L184 157ZM201 155L199 156V157H201ZM224 155V156H223ZM227 155V156H226ZM232 155V156H231ZM252 155V156H251ZM66 156H68V157H66ZM83 156V157H82ZM87 156V157H86ZM91 156V157H90ZM151 156V157H150ZM164 156H165V158H164ZM193 156V157H192ZM197 156V155H196ZM231 157V159H230V157ZM235 156V157H234ZM237 156V157H236ZM244 157V161H243V158L242 157ZM259 156H261V157H259ZM263 156V157H262ZM46 157V158H45ZM86 159H85V158ZM89 157V158H88ZM147 157H148V159H147ZM173 158V159H175L174 161H176L175 163H174V165H173V163H172V171H171V169L169 170V165H168V163L169 162H166L167 161V159L168 158ZM198 157V156H197ZM199 157L197 158V159H199ZM215 157V159H213ZM51 158V159H50ZM56 158V159H55ZM58 158V159H57ZM88 158V159H87ZM104 158V159H103ZM170 158V159H171ZM178 160H177V159ZM184 158V159H183ZM189 158H191V159H189ZM247 158V159H246ZM252 158H254V159H252ZM260 158V159H259ZM20 164H21V166L23 167V166H25L26 165V163H28L30 160L29 159H31L30 157H21L20 156ZM63 159V160H62ZM64 159H66V160H64ZM82 159V160H81ZM159 160V161H155V160ZM162 161H161V160ZM164 159V160H163ZM172 159V160H173ZM225 159V160H224ZM237 159V160H236ZM263 159V160H262ZM32 160V159H31ZM56 162H55V161ZM80 160V161H79ZM103 160H106L105 162L103 161ZM148 160H150V161H148ZM182 160V161H181ZM186 160H187V162H186ZM191 161V162H188V161ZM194 160H196L197 162H199L198 164L199 165H197L195 162H193ZM235 160V161H234ZM238 160H239V162H238ZM249 160V161H248ZM73 161V162H72ZM84 161V162H83ZM96 161V162H95ZM156 162V163H153V162ZM201 161V160H200ZM253 161V162H252ZM31 162V161H30ZM55 162V163H54ZM75 162V163H74ZM104 162V163H103ZM106 162H108V163H106ZM158 162V163H157ZM160 162V163H159ZM161 162H162V164H161ZM164 162H165V164H164ZM193 162V163H192ZM239 164H238V163ZM246 162V163H245ZM263 162V163H262ZM45 163V164H44ZM52 163V164H51ZM65 163V164H64ZM74 163V164H73ZM78 163V164H77ZM94 163V164H93ZM171 163V162H170ZM169 163V164H170ZM187 163V164H186ZM188 163H189V165H188ZM248 163H250V164H248ZM256 163V165H254V169L252 168L253 167V164H255ZM261 165H260V164ZM40 164V165H41ZM71 164V165H70ZM84 164V165H83ZM106 164H110L109 165V167L108 166H105ZM153 164V165H152ZM154 164H155V166H154ZM167 164V168L165 167V165ZM176 164V166H175V168H177L178 167V165ZM196 164V165H195ZM235 164V165H234ZM50 165H51V168H50ZM160 165V166H159ZM183 165V166H182ZM187 165V166H186ZM239 165V166H238ZM249 165V166H248ZM46 166V167H45ZM100 166V167H101ZM152 166H154V167H152ZM157 166V167H156ZM162 166V167H161ZM169 166V167H168ZM189 166V167H188ZM238 166V167H237ZM252 166V167H251ZM259 166L261 167V169L259 168ZM71 167V168H70ZM96 167V166H95ZM104 167V168H103ZM160 169H159V168ZM180 167H178V169L180 168ZM237 167V168H236ZM42 168H43V170H42ZM155 168V169H154ZM156 168H157V170H156ZM256 168V169H255ZM261 170L260 172H258L257 173V171H259V169ZM55 169V170H54ZM90 169V170H89ZM158 169H159V171L162 169L163 170V172H162V170L160 171V172H162V173H164L163 174V177L165 178V179H163L162 178V180H164L163 182L161 181V180H159V181H154V180H158L159 178L161 179V176H162V173H161V176H160V173H158L159 171H158ZM166 171H165V170ZM169 170V173L167 172L168 170ZM236 169V170H235ZM251 169H253V170H251ZM46 170V171H45ZM78 170V171H77ZM93 170H96V172H94ZM100 170V169H99ZM112 170V171H111ZM154 170L156 171V172H154ZM180 170V171H181ZM190 170H186V171H190ZM238 171V172H234V171ZM241 170H242V172H241ZM255 170V171H254ZM22 171V170H21ZM75 171V172H74ZM178 171V170H177ZM234 172V174H233V172ZM253 171H254V173H253ZM82 172V173H81ZM89 172V173H88ZM98 172V173H97ZM108 172V173H107ZM174 172V173H173ZM221 172V171H220ZM219 172V173H220ZM250 172V173H249ZM35 173V174H34ZM80 173V174H79ZM94 173H96V174H94V176L95 175H97L96 176V178L94 177V179H93V174ZM99 173H101L102 174V176H100L101 174H99ZM226 173H228V174H226ZM259 173H260V175H259ZM26 174V175H25ZM32 174V175H31ZM103 174H105L106 175V177H108V175L107 174H111V177H110V175H109V177H108V180L110 179L111 180V182H112V179L111 178H113V181H116V182H112V184L110 183L109 185H108V183H109V181L107 180V179H105L108 183H106V181H105V183L108 185H106V184H104V186L106 185L107 187H110V186H112L110 189H112V191L109 189L108 190V197H110L109 195V193L110 192H112V194H113V197H112V194H111V197H112V199H109V201L111 202L110 203V205H112L111 207H110V205H108V203H107V201H108V197L107 196H105L107 193H104L103 195L105 196H103V195H100V194H98L99 196H98V198L96 197H94L93 198V191L95 190V188H93L95 185H96V183H93V182H95L96 180L95 179H97L99 176L102 178L103 176L105 177V175H103ZM173 174H175V175H178V177L176 178V179H174V180H176V182L174 181V182H171V179H172V176H173V178H175V175H173ZM226 174V175H225ZM257 176H256V175ZM34 175H35V177H34ZM79 175V176H78ZM99 175V176H98ZM114 175V176H113ZM155 175V176H154ZM160 176V177H158V178H156L157 176ZM241 177H240V176ZM26 176H28V177H26ZM38 176V177H37ZM43 178H42V177ZM86 176V177H85ZM88 176V177H87ZM92 176V177H91ZM117 176V175H116ZM155 178H153V177ZM166 176H169V177H166ZM222 176V177H221ZM232 176H233V178H232ZM236 176V177H235ZM258 176H260V177H258ZM32 177V178H31ZM39 177H41L40 178V180L38 179ZM81 177V178H80ZM90 177L93 179V180H95V181H93L92 183L91 182H89L90 180H92V179H90ZM99 177V182H98V180L96 181L97 182V185H96V187L98 186V184H99V186H103L102 185V182H104V181H102V179ZM262 177V178H261ZM31 178V179H30ZM34 178V179H33ZM38 179L39 181H36V179ZM48 180H47V179ZM89 178V179H88ZM185 178H187V179H185ZM217 179V180H212L211 181V179ZM230 180H229V179ZM257 178H259V179H257ZM33 179V180H32ZM43 179V180H42ZM86 179H88V180H86ZM101 179V180H100ZM152 179V180H151ZM169 179H170V181H169ZM221 179V180H220ZM224 179V180H223ZM235 179V180H234ZM262 180V183H261V180ZM47 181V183H46V181ZM57 180V181H56ZM178 180V181H177ZM199 180V181H198ZM206 180H208V181H206ZM210 180V181H209ZM237 180V181H236ZM252 180V181H251ZM260 181V185L257 183V182H259ZM44 181V182H43ZM49 181V182H48ZM102 181V182H101ZM169 181V182H168ZM196 181H198L197 183H196ZM200 181H202L201 183H200ZM225 181V182H224ZM36 182H38L37 184H36ZM39 182L41 183V184H39ZM63 182V183H62ZM84 182V183H83ZM91 183L90 185H92L91 187V189L89 188V187H87L86 185L88 184V186H89V183ZM157 184H156V183ZM160 184H159V183ZM207 182V183H206ZM210 182V184H208ZM220 182H222V183H220ZM66 183V184H65ZM87 183V184H86ZM172 183H173V185H172ZM175 183V184H174ZM203 183V184H202ZM207 184V186H206V184ZM215 185V187L213 186V184ZM216 183V184H215ZM258 185H257V184ZM86 184V185H85ZM95 184V185H94ZM153 184V185H152ZM164 185V186H162V185ZM195 186H194V185ZM201 184V185H200ZM212 184V185H211ZM219 184V185H218ZM221 184V185H220ZM256 184V185H255ZM34 185H36L35 187H34ZM38 185V186H37ZM52 185V186H51ZM155 185V186H154ZM248 185V186H247ZM254 185V186H253ZM261 185V186H262ZM52 188H51V187ZM62 186V187H61ZM75 186H78L79 188H81V189H79L78 188V190H77V188L75 187ZM81 186V187H80ZM161 186V187H160ZM201 186V187H200ZM220 186V187H219ZM246 186V187H245ZM250 186V187H249ZM262 186V187H263ZM23 187V188H22ZM27 189H25V188ZM32 187H33V189H32ZM57 187H59V188H57ZM73 187H75V189H73ZM85 187V188H84ZM159 187V188H158ZM192 187V188H191ZM195 187V188H194ZM232 190V191H230V189ZM244 187H245V189H244ZM37 188V189H36ZM40 188V189H39ZM213 188H215V190L213 189ZM217 188H219L218 190L219 191H216L217 190ZM228 190H227V189ZM36 189V190H35ZM39 189V190H38ZM43 189V190H42ZM50 190V191H48V190ZM57 189H58V191H57ZM64 189V190H63ZM203 189V190H202ZM240 189L241 190H244V191H240ZM247 189V190H246ZM38 190V191H37ZM45 190V191H44ZM52 190H54V191H52ZM62 190V191H61ZM75 191V192H77L78 194L80 193V190H81V195L79 196V195H77L78 197H81L80 199H78L77 200V196H75L74 195V198L78 201V202H74L73 200H74V198H73V194H75V192L74 193H72L71 194V191ZM192 190H193V192H192ZM199 190H200V192H199ZM212 190V191H211ZM220 190H221V192H220ZM225 192H224V191ZM33 191H34V193H33ZM88 191V192H87ZM209 191V192H208ZM214 191V192H213ZM194 192H195V194L197 195H195L194 194ZM208 192V193H207ZM225 193V195H221V194H217V193ZM231 192V193H230ZM23 193H25V192H23ZM25 193V194H26ZM33 195H32V194ZM36 193V194H35ZM76 193V194H77ZM83 193V194H82ZM211 193V194H210ZM29 194V195H28ZM41 194H39V196L41 195ZM63 194V195H62ZM86 195V197H85V195ZM208 194V195H207ZM213 194V199L211 198L212 195ZM214 194H216V195H214ZM91 195H92V197H91ZM210 195V196H209ZM220 195V196H219ZM45 196V195H44ZM95 196H97V194H95ZM30 197V198H31ZM90 197V198H89ZM99 197H101V199H102V197L105 199V198H107V200L106 201H102V200H100V198ZM42 198H44V197H42L41 196V201H43L42 200ZM121 198V199H120ZM201 198V199H200ZM103 199V200H104ZM205 199V200H204ZM149 200V201H148ZM185 200V201H184ZM202 200V201H201ZM41 201H39V202H41ZM81 201V202H80ZM108 201V202H109ZM198 201V202H197ZM116 202L119 204H117V207H116ZM121 202H122V200H121ZM151 202V203H150ZM176 202V203H175ZM191 202V205L193 204ZM76 206H75V205ZM95 204V205H94ZM108 205V207L110 208V210L111 209H113L112 207H114V210H115V212H116V210H117V212L115 213H113V212H111V213H109V211H107V206L106 205ZM151 204H152V206H151ZM176 204V205H175ZM183 204V205H182ZM149 205V206H148ZM86 206V207H85ZM102 206H103V208H102ZM104 206H106V208H104ZM158 206L160 207L159 209H158ZM184 206V207H183ZM74 207V208H73ZM93 207V208H92ZM73 208V209H72ZM86 208V209H85ZM87 208H89V209H87ZM91 208V209H90ZM152 210H151V209ZM162 208V209H161ZM181 208V209H182ZM106 211H105V210ZM119 209V210H118ZM148 209H150V210H148ZM155 209V210H154ZM75 212H74V211ZM82 210V211H81ZM92 210V211H91ZM113 210V211H114ZM71 211V212H70ZM73 211V212H72ZM91 211V212H90ZM155 211H156V213H155ZM163 211V212H162ZM176 213H175V212ZM106 212H108L107 213V216H106ZM175 214H174V213ZM151 213V214H150ZM69 214V215H70ZM87 214V215H86ZM110 215V216H108V217H115L114 215ZM143 214V215H142ZM145 214H147V215H145ZM154 214V215H153ZM174 214V215H173ZM86 215V216H85ZM106 216V218H105V216ZM153 215V216H152ZM156 215V216H155ZM104 217V219L103 218H100V217ZM171 216V217H170ZM173 216V217H172ZM152 217V218H151ZM158 217V218H157ZM169 217V218H168ZM79 218V219H78ZM95 218V219H94ZM154 218V219H153ZM156 218H157V220L159 221H157L156 220ZM167 219V220H165V219ZM108 219H110V218H107V220ZM151 219V220H150ZM94 220V221H93ZM144 220V221H143ZM145 220H148V222L147 221H145ZM93 223H92V222ZM110 221H111V219H110ZM151 221V222H150ZM157 221V222H156ZM161 221V222H160ZM75 222V223H76ZM89 222V223H88ZM91 222V223H90ZM107 222H109V221H107ZM147 222V223H146ZM169 222V221H168ZM158 223V224H157ZM143 224L145 225L144 227H143ZM92 225H94V226H92ZM96 225H98V224H96ZM142 226V227H141ZM153 226V227H154ZM146 227V228H145ZM136 228H137V230H136ZM134 229L131 231L132 233L131 234H129L126 238H123V239H121V240H118V241H116V242H113V243H111V244H108V245H105V246H101V247H99L98 249L100 250H102L103 249V252L105 253V254H107L108 256H105V254H104V257L106 258V259H108V261H112V257H114V255L115 254H119V252H117V253H115V248H118L119 246H123V244H125V243H128L127 241H131V240H133V237L135 236V238L134 239H136V236H137V234L135 235V231H134ZM139 229H141V230H144V229H146V230H144V231H141V230H139ZM139 230V231H138ZM139 233H138V232ZM262 233L263 232H258V234H253L252 235V237H250V238H248V236L246 237V236H243V238L244 237H246L245 238V241L243 240V238H242V236H239V237H236V238H234V239H231L232 240V242H231V240H229V241H226V242H224V243H222L221 245H219V246H216V249H215V247H214V249L213 248H209V249H207L206 250V252L204 253H202V252H197V253H193V255H190L189 257L188 256H186V258H184L183 260H182V258H181V260L180 259H178L177 260V258H175L174 260L175 261H172V263L171 262H169V261H167V263L164 261V259H162L161 260V262L158 260V259H156L157 257L156 256H153L154 257V259L152 260V264H157L158 262H159V264H231V262H233L232 264H253V262H254V264H264V239H263V237H264V233H263V235H262ZM146 234H148V233H145V235ZM152 234V233H151ZM148 236H149V234H148ZM148 236H146V237H148ZM254 236V237H253ZM51 237V238H50ZM256 237V238H255ZM47 238H48V240H50V241H48L47 240ZM53 238V239H52ZM138 238V237H137ZM253 238H254V240H253ZM54 242H53V241ZM233 240H235V241H233ZM252 240V241H251ZM258 240V241H257ZM46 241H47V243H48V245H49V242H50V244H51V246H55L54 247V249H55V251H54V249L52 250V248L53 247H51L50 245L49 246H47V247H50V249H48L47 247L44 249V252H45V257H44V254H43V258H40V256H39V258L42 260V259H46V260H48V261H44V260H42V261H44L45 262V264L47 263V264H57L58 263V261H59V259H60V263L61 264H67L68 263V261H67V259L69 258V257H67V255L69 256V254H70V258L72 257V260H70V258H69V262H71V263H68V264H74L72 261H77V258L76 257H78V261H77V263L78 264H84V263H81L80 261H81V259L83 258V256L82 255H84V253L85 254H87V253H89V252H91V253H93L94 251L96 252L98 249L96 248V249H85V248H79V247H77V246H67L66 245V243L64 244V242L62 241V242H60L59 241V239H58V241H57V239L56 238H54V237H52L51 235H46ZM129 241V242H130ZM250 242V244H249V242ZM248 244H247V243ZM255 242V243H254ZM227 243V244H226ZM252 243V244H251ZM259 243V244H258ZM52 244H57V245H52ZM226 244V245H225ZM126 245V244H125ZM59 247V248H58ZM124 247V246H123ZM218 247V248H217ZM78 248V249H77ZM58 249V251H56ZM82 249V250H81ZM63 250V251H62ZM74 250V251H73ZM78 250H80V251H78ZM99 250L96 252L97 254H98V252H99ZM113 250H114V253H113ZM61 252V253H59L60 254V256L61 257H59V255H56L58 252ZM77 251V252H76ZM83 251V252H82ZM85 251V252H84ZM89 251V252H88ZM112 251V252H111ZM116 251H118V250H116ZM119 251H120V247H119ZM43 252V253H44ZM80 254H79V253ZM82 252V253H81ZM102 252V251H101ZM103 252L101 253V254H99L101 257L103 256ZM100 253V252H99ZM110 253H112L111 254V258L109 257L110 256ZM202 253V254H201ZM77 254V255H76ZM90 254V253H89ZM114 254V255H113ZM196 254V255H195ZM79 255H81V257H79ZM93 255H95V253H93ZM66 256V257H65ZM57 257H59V259L57 258ZM85 257V256H84ZM103 257V261H104V263L105 262H108L105 258ZM111 259V260H109V258ZM156 257V258H155ZM227 257H229V258H227ZM38 258V257H37ZM38 258V259H39ZM73 258H76V260H73ZM86 258V257H85ZM39 259V261H41ZM58 259V260H57ZM231 259V260H230ZM63 260V261H62ZM65 260V261H64ZM80 260V261H79ZM156 260H158V261H156ZM227 260V261H226ZM42 261H41V263H42ZM85 261V260H84ZM164 261V262H163ZM178 261V262H177ZM57 262V263H56ZM64 262V263H63ZM146 262V261H145ZM155 262V263H154ZM169 262V263H168ZM260 262V263H259ZM37 263H38V261H37ZM40 263V264H41ZM77 263H75V264H77ZM147 263V262H146ZM146 263H144V261L141 263L140 262V264H146ZM59 264V263H58ZM148 264V263H147Z\"/></svg>",
	"mask_w": 264,
	"mask_h": 264
}]
</instances>
